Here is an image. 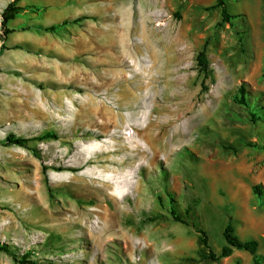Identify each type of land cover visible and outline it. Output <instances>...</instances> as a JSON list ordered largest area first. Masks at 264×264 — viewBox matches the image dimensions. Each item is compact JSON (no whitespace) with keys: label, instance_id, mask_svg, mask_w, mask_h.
<instances>
[{"label":"rangeland","instance_id":"obj_1","mask_svg":"<svg viewBox=\"0 0 264 264\" xmlns=\"http://www.w3.org/2000/svg\"><path fill=\"white\" fill-rule=\"evenodd\" d=\"M225 1L0 0V264H253L172 209L264 257V0Z\"/></svg>","mask_w":264,"mask_h":264},{"label":"trees","instance_id":"obj_2","mask_svg":"<svg viewBox=\"0 0 264 264\" xmlns=\"http://www.w3.org/2000/svg\"><path fill=\"white\" fill-rule=\"evenodd\" d=\"M17 7L14 6V3L7 6L5 9L2 17V26L3 28L6 27V24L14 19L15 14L17 13ZM213 9H221V15L224 23H230L232 19L235 17L230 15L226 8V1L225 0H218L217 4L213 7ZM56 28L51 27L46 29L45 31H55ZM206 43L203 49L198 53L196 57L197 64L200 68V71L205 75L206 78H212L213 71L210 69V64L208 61L207 56V45ZM247 90L245 85H241L238 89V94L235 97V102L241 106L249 107L247 101ZM255 114H252L251 121L253 124H256L259 120L255 117ZM42 140H50V139H58V137L54 134H45L41 138ZM30 142L29 139H22V138H15L13 135H9L6 138L7 145H17L20 147H26L27 144ZM253 193L257 196H261L262 192L259 187L253 188ZM170 214L174 221L184 224L188 227L193 228L196 233L199 235V243L202 248L207 250V254L203 255V259L210 260L212 262H220L222 259L229 258L233 255L234 251H242L249 253L252 256L253 264H262L264 259L263 256L258 254V247L259 242L256 239H248L242 240L236 232L234 224L229 220L225 229L223 231V236L225 239V245L221 248L220 253L216 254L214 250L211 249L209 243V237L207 233L203 230L198 228L197 224L194 222H190L187 216H190V211L187 212L186 218H182L176 211L173 209L170 211ZM0 250L6 251L5 247H0Z\"/></svg>","mask_w":264,"mask_h":264},{"label":"bare ground","instance_id":"obj_3","mask_svg":"<svg viewBox=\"0 0 264 264\" xmlns=\"http://www.w3.org/2000/svg\"><path fill=\"white\" fill-rule=\"evenodd\" d=\"M133 79H134V78H133ZM118 81H119V82H121V81H124V82H125L126 80H125L124 76L122 75L121 78L118 79ZM127 82H128V81H127ZM130 83H131V82H130ZM125 88H126V87H125ZM127 90H128V89H127ZM124 91H126V90L124 89ZM128 91H129V90H128ZM128 91H127V92H128ZM122 94H123V92H122ZM130 94H131V92H130ZM145 140H146V143L150 146L149 148L152 150L154 158H156V156H157V152H156V151H157L158 149L156 150V149H155L156 147L154 148L152 145H150L149 139L146 138ZM150 140H151V139H150ZM99 147H100V146H99ZM100 148H101V147H100ZM139 154H140V155H141V154H142V155H145V152L142 151V152H139ZM104 170H107V168L104 169ZM95 171H96V170H95ZM100 171H101V170H100ZM93 172H94V171H93ZM110 173H111V172H110ZM102 174H103V173H102ZM92 182H93V181H92ZM114 192H115V191H114Z\"/></svg>","mask_w":264,"mask_h":264}]
</instances>
